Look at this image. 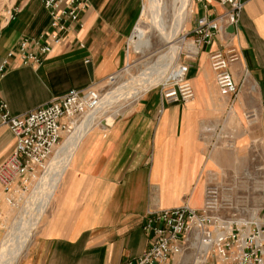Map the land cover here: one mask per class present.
<instances>
[{"label":"crops","instance_id":"obj_1","mask_svg":"<svg viewBox=\"0 0 264 264\" xmlns=\"http://www.w3.org/2000/svg\"><path fill=\"white\" fill-rule=\"evenodd\" d=\"M130 1L90 0L81 25L39 64L10 59L0 78L10 114L72 88H101L124 62L135 14ZM224 9L218 0H194L191 28ZM48 26L40 0H0V62ZM218 48L238 55L230 64L235 95H222L216 85L209 54ZM182 62L193 99L169 101L160 89H146L111 122L89 128L17 264H124L149 245L151 233L142 227L149 208H199L209 182L235 184L251 201L264 202V0H243L234 30ZM13 147L12 132L0 122V162ZM9 211L0 196V221Z\"/></svg>","mask_w":264,"mask_h":264},{"label":"built area","instance_id":"obj_2","mask_svg":"<svg viewBox=\"0 0 264 264\" xmlns=\"http://www.w3.org/2000/svg\"><path fill=\"white\" fill-rule=\"evenodd\" d=\"M49 14L48 29L36 38H23L0 62V78L10 59L39 64L53 46L61 44L68 30L81 25L80 16L90 0H40ZM225 9L214 17H199L189 30L192 40L183 51L190 57L220 32L234 26L243 0H218ZM209 59L216 85L222 95H235L238 84L230 64L238 59L233 48H218ZM113 78L112 75L108 80ZM162 98L188 102L194 91L185 78V66L172 80L161 84ZM104 95L92 86L69 89L50 102L23 115L10 114L0 96V122L14 136V147L0 162V196L11 206L23 198L30 182L46 163L66 133H71L96 107ZM93 125V124H92ZM258 189L252 190L254 194ZM257 206L259 211L257 212ZM257 212V213H256ZM143 229L151 233L148 247L124 264H176L177 258L193 248L202 258L213 256L224 264H264V202L251 201L232 183L209 182L199 208L182 204L149 208Z\"/></svg>","mask_w":264,"mask_h":264},{"label":"bare ground","instance_id":"obj_3","mask_svg":"<svg viewBox=\"0 0 264 264\" xmlns=\"http://www.w3.org/2000/svg\"><path fill=\"white\" fill-rule=\"evenodd\" d=\"M150 3L153 14L155 13L156 16L155 19L159 21L158 25H160L161 14L164 9V1L150 0ZM179 3V6L173 11L174 14L169 28L163 30L161 27V40H163L164 45H166L165 51L158 56L155 62L146 66L137 75H133L126 82L120 84L116 89L110 91L106 96L104 95L100 101V105L88 114L71 133H68L58 147L56 146L54 154L50 158V161L40 179L37 181L30 199L27 200V205H25L26 208L24 207V214L20 216L16 229L0 251V264H15L19 255L26 250L34 229L38 225L59 185L74 149L82 135L93 124L99 110L108 107L110 99L113 96L119 98L122 97V99L129 96L137 98L142 92L151 86L159 82H169L164 80L172 73V69L178 60L183 39L182 36L178 37V35L187 19L185 0H179ZM185 46L188 47L186 44ZM112 118L113 115L106 117L104 120L105 124H108ZM206 261L207 258H205L204 263Z\"/></svg>","mask_w":264,"mask_h":264},{"label":"rangeland","instance_id":"obj_4","mask_svg":"<svg viewBox=\"0 0 264 264\" xmlns=\"http://www.w3.org/2000/svg\"><path fill=\"white\" fill-rule=\"evenodd\" d=\"M163 1H164V9L161 14L160 25H158L159 21L155 19L156 18L155 13L153 14L150 0H135V2L130 1V4L132 3V5H134L135 14L131 24L130 34L126 39L127 42L124 46L125 59L123 64L120 66V68L116 70L113 74H111L113 78L111 80H108L107 78L106 82L102 84L101 88H98L101 90V93L103 95L106 96L110 91L116 89L120 84L126 82L133 75H137L146 66L155 62L158 56L165 51L166 45H164L163 40H161L162 37L161 31L162 29L167 30L169 28V25L171 24L172 21V16L174 14L173 11L179 6L180 3L179 0H163ZM193 2L194 0H185L188 17L185 20L183 27L178 35V37L182 36L183 38L181 42L179 57L174 65V68L172 69V73L164 81H170L178 74L180 65L183 64L182 59L184 58L183 51L186 48L185 44L188 45L189 42L192 40V35L189 33V30L191 28ZM184 39H185V44H184ZM161 84L162 83L159 82L148 89L161 90ZM135 99L136 98H133L132 96L125 97L123 99L122 97L119 98L113 96L110 99L108 107L104 108L103 110H99L96 119L93 122V125H91L89 128L98 125L100 123L105 124L104 120L106 117L111 115H113L114 117L116 114L120 113L131 101ZM67 134L68 133L63 135L57 147L61 144V142L64 140ZM54 151L51 154L50 158L54 154ZM50 158L46 163V167L50 161ZM44 170L40 171V173L36 175L37 177L30 182L28 189L25 192L22 200L17 205L11 206L7 203L10 209L9 211L10 213L7 215L6 220L0 221V227H1L0 251L2 247L5 246L7 240L11 237L14 230L16 229L20 216L24 214L26 208L25 205H27V200L30 199L33 189L37 181L40 179ZM259 208L260 207L257 206L256 209L257 212L259 211ZM35 230L36 228L34 229L33 234ZM193 247L187 250L186 252H184L180 257H178L176 264H224L213 256H209L207 261L204 263L205 258L199 256V254L195 251ZM23 253L24 251L19 255L17 262L19 261Z\"/></svg>","mask_w":264,"mask_h":264},{"label":"water","instance_id":"obj_5","mask_svg":"<svg viewBox=\"0 0 264 264\" xmlns=\"http://www.w3.org/2000/svg\"><path fill=\"white\" fill-rule=\"evenodd\" d=\"M234 30V26L230 25L226 28V31L232 32Z\"/></svg>","mask_w":264,"mask_h":264}]
</instances>
